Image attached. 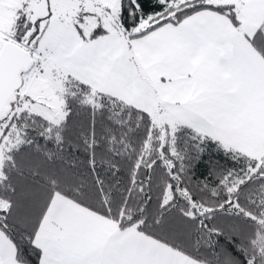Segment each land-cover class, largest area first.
I'll return each instance as SVG.
<instances>
[{"label": "snow or ice", "instance_id": "snow-or-ice-1", "mask_svg": "<svg viewBox=\"0 0 264 264\" xmlns=\"http://www.w3.org/2000/svg\"><path fill=\"white\" fill-rule=\"evenodd\" d=\"M0 264H264V0H0Z\"/></svg>", "mask_w": 264, "mask_h": 264}]
</instances>
